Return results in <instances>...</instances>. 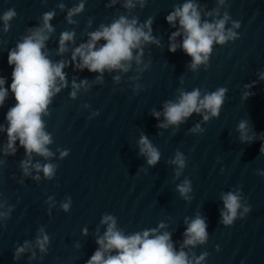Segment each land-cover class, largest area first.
<instances>
[{
    "label": "clouds",
    "instance_id": "9594fccd",
    "mask_svg": "<svg viewBox=\"0 0 264 264\" xmlns=\"http://www.w3.org/2000/svg\"><path fill=\"white\" fill-rule=\"evenodd\" d=\"M47 2L41 0L42 5ZM87 2L76 0L72 7L66 8L61 0L55 9L42 13L38 23L28 27L15 46L8 50L7 63L12 68L11 84L6 87L7 78L0 76V108L5 105L10 93L15 104L8 108L4 123H0V134L6 136V140L0 143V157H3L0 158V173L7 163L6 158L15 157L22 148L24 155L19 162L22 172L18 181L20 184L26 179L36 183L41 179L54 180L59 168V164L53 162L54 159L63 160L70 153L69 149L60 147L53 151L51 146L55 142L54 137L47 130L46 118L51 116V106L58 94L70 88L68 98L75 101L81 95H87L93 86L104 85L105 75L108 74L114 85L127 82L133 94L139 95L146 90L140 83L142 76L151 69L153 63L152 58L147 61L144 59L145 49L152 45L163 47V38L153 34L155 17L149 16L141 22L135 14L137 8L143 10L146 7L148 0H108L106 8H116L117 5L119 8L110 17H105L106 22L99 23L95 28L94 17H89L81 32L83 39L77 43L75 28L79 26V21L75 18L84 13ZM229 7L228 0H215V7L211 10L201 6L198 0H184L183 3L173 5L165 18L170 28L175 29L168 36L167 49L170 53L180 50L190 57V62L185 65L186 72L196 74L201 68L207 70L216 46L223 47L240 38L238 29L241 22L232 19ZM57 9L66 12L64 20L71 27L60 32L57 47L51 49L48 45L56 34L52 21L57 15ZM17 15L15 8H8L0 14V33L7 34L10 31L11 22ZM6 43L0 40V45ZM69 67H72L74 73L87 70L95 76L90 80L73 75L69 81L68 72L65 71ZM257 75L259 81H264V70ZM178 81L181 86L176 88L174 98L164 100L161 110L152 108L150 115L157 120V129H172L175 135L181 125L195 114L201 120L188 131L192 135H201L205 131L202 124L219 118L228 89L220 86L210 91L196 87L189 91L183 87L184 74ZM256 84L257 81H253L243 86V101L255 95L251 89ZM81 107L90 109L91 105L84 103ZM98 115V111H92L88 119ZM235 131L241 144L259 141V152L264 156V132L257 133L249 119H241ZM158 135H163V131ZM136 146L147 168L155 167L160 162V150L143 131L139 134ZM187 160L178 149L167 164L173 167L175 192L180 199L190 204L193 200L191 179L184 176L181 180L187 168ZM146 170L141 166L137 174ZM256 174L264 177V171L257 170ZM219 198L223 204L219 211V224L226 228L233 226L236 220L244 219L251 211L248 199L240 187L221 191ZM72 203L71 196H66L58 207L64 213H69ZM45 204L51 215L52 209L57 207L55 196H48ZM14 208L0 191V228L7 227ZM183 224L185 230L182 240L174 242V230L170 231L169 223L164 220L158 222L156 227L126 232L119 227L115 215L103 213L99 225L92 233L97 248L86 264H205L209 253L205 251L197 255L194 249L206 245L209 240L207 218L197 211L192 216H185ZM101 227L104 228L102 234ZM82 235H89L86 226L82 229ZM51 239L44 226L38 227L34 239H25L15 245L13 260L20 261L27 255L28 264L37 259L43 261L48 255ZM74 247L79 249L81 245L77 242ZM216 250L219 251V248Z\"/></svg>",
    "mask_w": 264,
    "mask_h": 264
},
{
    "label": "water",
    "instance_id": "95a60500",
    "mask_svg": "<svg viewBox=\"0 0 264 264\" xmlns=\"http://www.w3.org/2000/svg\"><path fill=\"white\" fill-rule=\"evenodd\" d=\"M66 1L68 0H63L64 3ZM60 2L61 0H48L46 5H42L41 0H0V14L8 8H15L18 15L11 22V30L31 18L33 19L54 7L56 8V5ZM0 28H2V23H0Z\"/></svg>",
    "mask_w": 264,
    "mask_h": 264
}]
</instances>
